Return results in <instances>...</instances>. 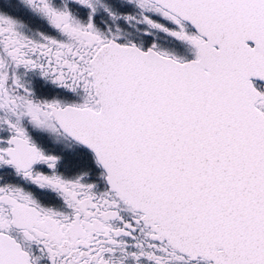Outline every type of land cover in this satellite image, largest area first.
Returning a JSON list of instances; mask_svg holds the SVG:
<instances>
[{"label":"snow or ice","instance_id":"snow-or-ice-1","mask_svg":"<svg viewBox=\"0 0 264 264\" xmlns=\"http://www.w3.org/2000/svg\"><path fill=\"white\" fill-rule=\"evenodd\" d=\"M0 264H264V0H0Z\"/></svg>","mask_w":264,"mask_h":264}]
</instances>
